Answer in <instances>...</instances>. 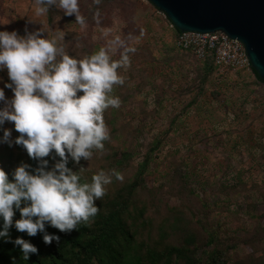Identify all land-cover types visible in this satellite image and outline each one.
<instances>
[{
    "label": "rangeland",
    "instance_id": "374dc122",
    "mask_svg": "<svg viewBox=\"0 0 264 264\" xmlns=\"http://www.w3.org/2000/svg\"><path fill=\"white\" fill-rule=\"evenodd\" d=\"M39 7L37 0H0V31L55 39L52 63L101 49L112 60H129L118 69L124 83L109 93L121 103L104 112V148L79 163L71 157L81 182L103 170L113 176L105 188L114 195L149 159L136 194L144 215L128 222L136 241L149 246L162 236L182 244L193 235L201 257L215 248L207 245L214 234L227 264H264V83L253 70L218 75L179 49L170 21L148 0H79L83 26L58 5L50 23ZM9 82L7 68L0 69V88ZM4 91L10 104L13 92Z\"/></svg>",
    "mask_w": 264,
    "mask_h": 264
},
{
    "label": "clouds",
    "instance_id": "9594fccd",
    "mask_svg": "<svg viewBox=\"0 0 264 264\" xmlns=\"http://www.w3.org/2000/svg\"><path fill=\"white\" fill-rule=\"evenodd\" d=\"M98 2V0H97ZM40 5H58L64 14L76 15L82 26L84 17L79 14V0H37ZM38 14L47 7L36 9ZM55 39L40 38L32 33L23 38L18 31H0V69L7 68L11 81L4 88L11 89L13 97L7 108L0 109V125L5 121L14 123L20 133L16 144H22L30 157L43 159L55 151L61 157L55 169L45 167L29 172L27 165H21L9 174L0 167V219L3 221L0 239L9 236V229L15 223L20 232L35 236L45 230L46 223L68 232L81 222L87 223L99 208L95 200L105 195V185L113 176L101 170L94 174L92 182H81V177L67 167L70 155L77 163L81 158L92 157L93 149H103L109 138L104 112L110 106L119 107V97L111 96L113 86L123 84L118 69L128 64L125 55L121 60H112L106 50L84 59L64 54L59 63H52L57 54ZM4 88H0V101L5 100ZM11 130H6L0 143H9ZM116 179L123 176L113 170ZM16 210L20 219L15 220ZM59 242V235L45 234L43 240L51 244ZM23 258L38 248L23 237L14 241Z\"/></svg>",
    "mask_w": 264,
    "mask_h": 264
},
{
    "label": "trees",
    "instance_id": "16d2710c",
    "mask_svg": "<svg viewBox=\"0 0 264 264\" xmlns=\"http://www.w3.org/2000/svg\"><path fill=\"white\" fill-rule=\"evenodd\" d=\"M43 6L47 7L50 23L53 22L52 6L46 4ZM175 31L176 35L180 33L177 29ZM253 72L264 83L254 70ZM7 93L5 100L0 101V109L10 105L7 102ZM8 127L9 121L0 125V138ZM11 130V146L9 143H0V167L9 174L10 180L12 173L21 165H27V170L31 173H35L41 167L48 171L55 169L61 157L54 150L48 157L43 158L49 161L45 166L41 159L30 157L22 144L15 143L20 133L15 130L14 123L11 124ZM72 161L74 160L69 155L67 167L70 169ZM149 163V159L142 162L133 180L116 194L105 192L99 201H95L99 208L98 213L87 223L81 222L76 229L61 232L46 223L43 232L28 236L26 232L18 231L13 223L9 229V236L0 239V264H227L228 251L219 248L218 238L214 234L208 235L207 245L216 244L215 248L211 251L204 249L201 257L197 254L200 250L199 242L193 235L186 236L182 244L171 243L168 238L162 236L159 243L149 246L135 240L132 225L128 222L135 223L144 215V210H138L136 206V194L144 184ZM20 218V212L16 210L14 222ZM2 226L3 221L0 219V230ZM45 234L59 235L60 240L57 242L54 239L51 244H46L43 240ZM17 237H23L36 245L38 252L30 253L29 259H24L19 246L4 241L5 239L14 241Z\"/></svg>",
    "mask_w": 264,
    "mask_h": 264
},
{
    "label": "water",
    "instance_id": "95a60500",
    "mask_svg": "<svg viewBox=\"0 0 264 264\" xmlns=\"http://www.w3.org/2000/svg\"><path fill=\"white\" fill-rule=\"evenodd\" d=\"M148 1L166 15L181 34L222 32L241 41L251 68L264 80V0Z\"/></svg>",
    "mask_w": 264,
    "mask_h": 264
},
{
    "label": "built area",
    "instance_id": "2783aa9c",
    "mask_svg": "<svg viewBox=\"0 0 264 264\" xmlns=\"http://www.w3.org/2000/svg\"><path fill=\"white\" fill-rule=\"evenodd\" d=\"M170 27L176 29L171 22ZM175 44L179 49L190 51L196 58L211 65L218 75L252 70L244 44L222 32L178 33Z\"/></svg>",
    "mask_w": 264,
    "mask_h": 264
}]
</instances>
